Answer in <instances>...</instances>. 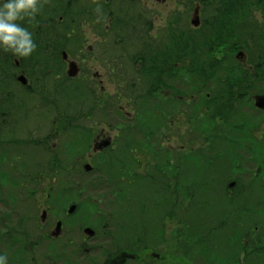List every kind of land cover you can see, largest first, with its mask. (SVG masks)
Listing matches in <instances>:
<instances>
[{"label": "trees", "instance_id": "16d2710c", "mask_svg": "<svg viewBox=\"0 0 264 264\" xmlns=\"http://www.w3.org/2000/svg\"><path fill=\"white\" fill-rule=\"evenodd\" d=\"M15 1L16 0H0V5L8 7L9 11H12L14 14L17 9H19L20 12L24 11L25 9L22 6L23 2L21 0H19V2ZM138 1L141 6L142 3H140V0ZM197 1L200 2L202 6H206L207 8L208 19L206 18V8H204L205 20L201 27L197 29H192L191 27L189 29L188 22L183 21V25L186 28L183 31H180L178 28L174 29L180 22H171L170 25L172 27H169L166 30L163 29L158 31L159 35H161L160 39H158L156 35H148L150 29L147 30V28L148 26H152L151 23L147 25L145 22L144 27L139 28V30L136 29L139 33L136 40L129 43L126 40V37H123L120 34L123 32V25L134 23L135 15L132 16V21L130 19L124 20L118 15L119 12L123 13V11L119 10L116 12L112 9L109 3L104 4L105 9L109 10L111 8L112 11L105 17L102 16V10H100L98 6L97 9H99V11H97V9L94 10L83 6L84 10L77 14H72L70 11H74L82 0H78L79 4L77 5L74 4V0H57V4L54 5V8H56L58 13L56 14L57 16L52 17V19L56 21H58V17L62 18L61 21L57 22V29L52 32L53 35H48L45 38L41 37L40 32L38 33L40 40L51 42L55 45L58 44L56 46L61 48L60 51L65 49L69 53L71 50L70 47L72 49L81 47L82 50L85 46H87V42L90 41L87 28H79V26L84 22H89L88 24L91 26V29L94 30L101 25V28L103 29L102 35L105 42L109 41V37H111L112 34H115L117 40H119V44H112L116 49L113 53L117 54V57L121 60L123 68L116 69L113 67V72L110 74V80L115 82V85H119L120 88L117 93V97H119L118 101L116 98H114L113 101L114 103L118 102L120 108H125V103L129 104L132 102L136 112H138V118L141 121H143L146 117L144 113H146L150 119H157L158 117H162L164 115V111L160 105L158 103H153V105H151L150 101L155 99L153 95L154 92H156V90L159 92L165 86L167 81L166 79L172 78L175 75V78L184 79L185 77H189L191 79L189 82H184L188 84L187 86H183L184 89L182 88L181 91L178 90L179 93L177 94L183 97L187 96V90L185 87L192 86L195 88L203 83L207 85L205 81H208L207 83H209V80L215 79V87L211 88L206 95H203L204 93H197L196 96H194L198 98V104L196 102V104L192 106L191 110L194 111V113L191 114V118L196 120L195 126L200 125L199 133L201 136H199V138L200 141L203 142V145L195 152L192 151V154L188 155L187 158H185L187 149H184L185 152H181L183 155L181 154L175 165V186L178 189V183H181L185 188L180 191H183L185 194L187 193L186 189L191 190V193L189 194L190 197H185L184 199L186 203L182 205V208H179L182 209L181 215L183 218L180 220L184 223V229L178 238L179 240H182L181 243L186 251V255H188L192 260H195L196 257H193L192 254L198 255L199 250L197 248L200 247L203 248V251L200 252V254L207 255L205 259L201 257L204 264H221L219 257L223 255L225 250V246L222 242L228 238L231 231L226 227L225 231L222 233L219 229L213 230L208 228L213 223L214 219L223 217L224 204L228 205L227 203H229V201H223L225 199L229 200L227 193H229V196L233 195L232 200L235 209L238 210L246 207L247 211L252 209V204L255 200L262 201L264 196L262 193L257 192V189L264 190V130L260 129L257 124L258 122L251 120V116L247 117L241 109L243 107H251L255 111V117H261L260 114H264L263 111L256 109L253 100L255 95L264 94V0H222L218 6L219 11H215L211 7L213 6V3L211 2L212 4L210 5V3L207 2L208 0ZM105 2L107 1L105 0ZM31 3L32 9L38 11L39 13L43 12V0H31ZM25 6L29 7L30 4L27 2ZM190 6L192 7L193 3L190 4ZM127 7H133V3L129 4ZM186 7L189 11L187 5ZM1 12L4 13L5 11L1 9L0 13ZM24 13L25 12L22 14ZM180 19L183 20L184 17L181 16ZM185 19L187 20L186 17ZM41 22L44 21H40L39 24ZM63 25L67 26L68 30L66 29V32L65 30H58L59 27H63ZM113 26L116 27L113 28ZM117 26L118 30H120L119 36H117V33L114 31ZM30 27L31 24H28V28ZM69 32L70 35H68ZM76 32L77 34L75 35ZM137 32L135 33L137 34ZM147 36L155 38L156 41L164 39L162 43H168L169 50L158 58L151 51L150 44L152 43L147 41ZM70 44L74 46H69ZM94 45H96L97 48V43ZM224 45H226L227 48L225 49V55L221 58V60L217 61L214 56L210 59H203L204 56L209 55L207 53H211L215 50L217 51ZM37 46L41 47L44 45L37 44ZM25 48H27V46ZM60 51L58 57L48 61H60ZM237 52H243L245 54V57L242 58L244 61L243 64H239L237 62H235L236 64H233L231 61H228V58L232 57ZM1 53L2 50H0V55ZM15 54H17L19 58V53L15 51ZM5 56L11 57L12 54L8 53V55ZM46 56L47 55L44 57ZM13 62L14 59L9 58V62L7 64L15 71L16 67L15 64H12ZM132 63L135 65L130 66ZM1 64L0 113H6L9 109L14 110V112H7V114L11 117L12 123L17 130H19V126L31 127L34 125L33 123L22 125L19 123V113L23 114L24 112V107L22 105L19 107V80L17 81L13 79L10 82H7L5 79L3 80L1 67H5L7 64ZM138 65L139 67H137ZM187 72L190 73L191 76H187ZM17 73H19V70ZM195 79L198 80V85H196L194 81ZM70 85L72 84H69L68 86ZM168 90L172 93L171 100L175 101L173 89L168 88ZM174 92H176L175 88ZM78 94L80 95L79 99L81 103L84 104L88 101V99L83 96L81 91H79ZM91 95H93V93L89 92L90 97ZM200 95L203 96L200 97ZM101 102H103V100H101ZM112 104V100L109 99V101L104 103V106L99 104V107H102V110H106L112 106ZM201 110L205 112L204 117L206 116V118L204 121H201V118H198ZM0 116L2 115L0 114ZM217 117H220L223 120V126L216 127L215 119ZM243 117H246L247 120L243 119V122H241L240 118ZM259 120L263 121L261 118H259ZM2 125L3 124L0 123V128ZM6 127L7 125L3 129H6ZM130 127L131 126L129 125L124 126L122 134L116 141L115 149H117V151L113 152L115 149L108 150L112 159L113 156L122 157L124 155V151L128 146L127 134L129 133L131 135ZM2 130H0V143H5V140H9L10 137L9 133L7 134V132ZM73 133H75V131L71 132V134ZM239 133H241L240 139L237 137ZM242 134H245L244 139ZM21 135L22 133L19 132V138ZM141 135L144 138L143 141L146 142L149 135L144 133ZM193 136H196L198 139V136L196 133L194 134V131L192 139H194ZM135 141L136 140L134 139V142ZM147 142L149 141L147 140ZM24 143L27 142L25 141ZM11 145L16 146L15 144ZM26 145L28 144H25V146ZM80 146L81 144L79 141H76L74 144H72L71 141L66 142L64 150L60 148L57 150L56 154L50 155V160H53L54 163L51 168H59L62 170L63 166V170L65 172H69V167L68 165L66 166V164L69 163H64L58 161L57 159L59 158V155L67 157L69 153L71 158L75 159L74 155L76 154L73 151ZM133 149H144L145 151H149L147 147L139 146L138 143H136V146L133 147ZM206 150L208 151V155ZM244 150H250L248 151L250 158L255 157L252 159L255 163V168H245L244 175L236 174L241 165L246 163L248 159L246 156L239 154ZM126 151H129V149H126ZM256 151L263 153L259 156L262 160V164L257 163L258 154L255 153ZM6 152L7 151H5V153ZM155 154L160 155L164 161L171 158V152L167 149L163 154H160V151L157 149L154 152H142L140 156L143 160H139V158L134 159L137 165L134 162L129 163L125 161L118 163V168L115 173L116 176L113 173L110 174L108 172V170L112 169H110V166L108 167V165H106V157L103 158L101 160L103 167L98 168V170H103V172L99 171L100 179L98 182L90 184L89 189H86V191L94 195H100L103 192L104 198L102 202L116 205L115 214L118 213L124 220H127L129 214L132 213L130 212V204L132 203L133 194L131 186L133 185L134 180H136L138 183L133 187H139L137 194L135 195L136 200L139 202L138 205L145 206V209L148 208L149 204L153 207L152 199L149 200L147 197V194L153 193L152 186L148 183L151 182L153 185L158 186V182H156L157 180L153 176L154 172L150 169L152 160H147L148 158H152V155L155 156ZM189 156H192L191 158L193 163H190L191 159L188 158ZM199 156L202 157L203 160L200 159ZM5 157L7 158V155ZM5 157L0 156V162H4ZM14 157L16 160V152L14 153ZM230 157L232 158L230 159ZM20 158L29 157H27L26 154H21ZM155 158L160 159L157 157ZM55 159L56 161H54ZM221 160H224L225 164ZM138 162H144L143 165L147 163L145 165V170L151 174L148 176L137 175L136 172L131 174L130 169L132 164L135 168L134 171H136L137 166L141 165V163ZM203 162H206L205 166L202 165ZM22 164L27 167L26 164ZM34 165L37 166L38 162ZM225 165L227 169L230 168L235 171V174L231 173L232 175L229 174L223 177H221V175L216 176L208 183L201 184V181L205 176L203 172L206 173L208 167L222 169ZM156 168L160 171V176L164 173V175L168 178L166 181L169 182L167 187H171L173 182L170 179L169 173H166V170H163L160 167ZM195 168L201 170V173L199 174V177L201 178L199 179L198 184L196 181L194 182L193 174H196L195 171L192 174ZM76 169H78V167ZM248 169H251V171H248ZM181 171L183 175L180 177L179 174ZM248 172L250 173L249 177H247ZM114 176L116 177L117 183L113 180ZM230 176H232V178L229 179ZM73 177H77L76 180H80V177L77 175ZM2 179L3 173L0 171V189H3L2 183L5 185ZM222 179H228V181L232 180L229 184L231 183L235 185L232 188H229V184L225 185V182L223 181L224 186L222 189L226 187L225 189L216 192L214 195H211V193L206 196L202 195L203 192H211L214 189V186H217ZM245 179H248V182L244 181L243 183V180ZM34 180V178H31L29 181L27 180L22 184L19 181V189L24 190L22 185L31 183ZM84 181L89 180L84 179ZM190 183L192 186L188 187ZM13 185H15L14 182ZM197 187L199 194L194 197L192 192H196ZM28 193L26 197L31 196V194ZM173 193L175 194V197H177L179 191L174 190ZM8 197L11 201H13L10 202V206L11 210L15 212L16 209L14 203L18 201V195L17 193L9 192ZM26 197L24 198L26 199ZM83 197L84 198L82 199H85L92 197V195H85ZM238 197L241 199H238ZM143 213L140 214V217ZM167 213L166 215H168ZM250 215L251 214L249 213L248 216ZM7 216L5 215V217L0 218V264H29L28 251L33 252V248L28 251L24 249L28 241L27 239L29 234L22 227H26L27 230L30 231V226L26 224V219L22 220L23 218L21 217L20 219L24 224L19 223V225H14L10 223L13 218L9 217V214H7ZM239 219L240 218H236L235 220ZM143 220L144 219L142 218L141 221ZM145 220L151 222V233H154L155 231L163 233V227L160 225L157 229V225L154 224L152 212L150 216L147 215ZM118 221L123 223L119 219ZM227 222L228 225L232 224L235 226L236 221L229 219ZM240 222L241 219L239 223ZM19 226L22 227L19 228ZM241 226L243 227V225ZM132 227L133 225L130 227L131 231ZM128 231L129 230L125 231V237H128ZM43 238L44 236H40L36 243H41ZM263 239L264 238H262V240H257V244L254 242L255 245L253 246V251L250 257L260 253L264 254V245L261 243ZM229 245L230 244H227L228 248ZM36 246L37 244L32 245V247ZM250 264H252L251 261Z\"/></svg>", "mask_w": 264, "mask_h": 264}, {"label": "rangeland", "instance_id": "374dc122", "mask_svg": "<svg viewBox=\"0 0 264 264\" xmlns=\"http://www.w3.org/2000/svg\"><path fill=\"white\" fill-rule=\"evenodd\" d=\"M23 2L22 6L25 9L24 11H19V9L16 10V13H12V11H9L8 7L0 5V10H4V14L0 16V24H1V32H0V48H5L4 59L5 63L9 62V58L12 59H19L18 55L15 54V51L18 52L26 61L30 60H40L38 56L41 54V58H45L43 60H51L55 57H58L59 51L61 50L60 47L56 46L58 44H53L51 42L42 41L39 39V33L41 37L45 38L48 35H53V31L57 29V22L56 20H53V16H57L58 13L56 8H54V5L57 4V0H43V12L39 13L38 11L32 9V3L31 0H21ZM74 4H79L78 0H74ZM82 0V2L78 5V7L75 8L74 11H70L72 14H77L84 10L83 6L89 7L91 9L96 10L97 6L100 8L101 14L103 17L108 16L110 12L115 10L118 12L119 10H122L123 13L119 12V16L126 20L130 19L133 20L132 16L135 15V21L133 24L123 25V29L120 34V30L117 28L114 30L117 33V36L122 35L123 37H126V40L130 42H134L136 40V37L139 35V33L136 31L139 30V28L144 27V23L146 22L147 25L151 23L152 27L147 28L149 30L148 35L157 36L158 39H160L159 32L162 27L165 29L166 26L171 24V22H180L179 25H176V28L178 30L183 31L186 27L183 25V21L188 22V28L190 29H197L196 25L193 23V20L196 16L199 18V25L198 27H201V25L204 23V8L206 6H202L200 2L197 0H167L166 5H161L159 3L153 2V1H147L140 0ZM222 0H208L207 2L210 3V5L213 3V6H211L215 11H219V4ZM15 2H19V0H16ZM29 3L30 6L26 7V3ZM212 2V3H211ZM109 3L112 7L109 10L105 9L104 4ZM133 3V7H127L129 4ZM193 3V6L191 7L190 4ZM189 8V11L187 10V7ZM11 6V5H10ZM107 6V5H106ZM147 6V7H146ZM148 6H153L159 8L161 11V14H153L151 15L152 19L149 18L150 15L147 14ZM199 7V9L197 8ZM14 7V6H13ZM142 7V9H141ZM17 8V7H16ZM147 8V9H146ZM178 8V10H177ZM145 9V10H143ZM99 11V9H97ZM177 11H182L184 19L181 20L179 15H177ZM25 12L24 14H22ZM7 15V17H6ZM60 15V14H59ZM187 18V20L185 19ZM206 18L207 17V8H206ZM81 20V19H78ZM40 21L41 22L39 24ZM85 21V20H82ZM89 22L82 23L79 28H87L89 32V39L90 42H87V46H93L97 43V39L95 36H97L100 40V43L105 48V52L101 50L94 49L92 57V53L88 52L89 55H91V58H88L90 60L88 67L90 68L91 72L95 74L96 77H93L94 79H90L88 81L73 84L70 86H66V84H59L55 83L53 80H50L48 83H37V79L33 80V85L36 84L37 88L39 90L36 94H30L26 91H23L20 98H19V107L22 105L24 107L23 114L19 113V123L22 124H30L33 123L34 125L39 124L37 120H43V124L48 126H54L59 124H66L68 121L72 125L78 124L79 126L88 127L92 125L93 121L101 120V125L106 130L109 129V127H113L114 129V138L118 134H122L124 130L125 125H129L131 135L127 134V147L126 149H129V151H124V155L122 157H116L113 156V159L111 158V154L109 152L105 155L106 157V165L108 167L110 166V169L108 172L110 174L116 173V170L118 168V163L120 162H129V163H136L134 160L135 158L143 159L140 154L142 152H154L156 149L160 151V154L165 153L166 149L170 148L169 141L176 142L177 138L181 139V132L180 130H177L178 127L182 126V130L184 132L183 134V145L187 148V153L185 158H187L188 155L192 154V151H196L200 146L203 145V142L200 141L199 136V128L200 125L195 126V119L191 118V114L194 113L192 111V106L194 104H198V98L194 97L197 93H204L203 95H206L211 88H214L216 85V82H214L215 79L205 81L207 85L204 83L202 85L196 86L195 88L185 87L187 90V96L183 97V100L180 102L175 103L173 100H171V95L166 99L165 91L169 89H173V95H177L179 93L178 90L174 92V88H178L179 86H187V83L191 79L189 77L177 78L175 79L176 75L172 78L166 79L165 86L158 92H154V100L150 101L151 105L153 103H158L160 107L164 111V115L162 117H158L157 119H150L146 113L145 118L143 121H141L138 118V112H136L135 107L133 106V103H125V110L123 112H119L118 109L120 108L118 105V102L114 103V98L118 101L119 97H117V93L120 90L119 85H115V82H112L109 78L108 74L105 78L99 77V73L106 74L109 71V74H112L113 70L112 68L115 67L116 69H122L123 66L121 64V60L119 57H117V54H114V46L112 44H119V40H117L116 35L112 34L111 37H109V41L104 42L102 44L101 42L104 41L103 37L98 34H103V29L101 28V25H99L96 30L91 29V26L88 24ZM28 24H31V27L28 28ZM42 29H41V27ZM116 26H113V28ZM195 27V28H194ZM66 25H63V27H59L58 30H65V32L68 30ZM137 32V34L135 33ZM77 32L75 33V35ZM70 35V32L69 34ZM13 38H18L17 42H12ZM79 38V37H77ZM76 38V39H77ZM164 39L162 40H155V38H151L147 36V41L151 46V51L154 53L155 56L158 58L161 57L162 54H165L167 50H169V44L168 43H162ZM20 41V42H19ZM144 42V41H142ZM38 45H44V46H37ZM19 45V47H18ZM105 45V46H104ZM27 46V48H25ZM69 46H74L70 44ZM226 45L220 47L219 50H215L209 54L208 56H204L203 59H210L213 56L216 57V60H221V58L225 55V49ZM70 53L71 57L74 55L82 56L83 52H81V47L72 49L70 47ZM15 50V51H11ZM100 52L99 55L103 57L104 65L98 64L96 62V53ZM12 54L11 57L5 56ZM47 55L46 57H44ZM64 55V54H63ZM25 61V63H27ZM228 61H231V63L236 64L235 62L239 64H243V60L241 57H238V52L235 53L232 57L228 58ZM4 63V64H5ZM55 63V62H54ZM130 64V63H129ZM3 65V64H1ZM135 65L132 63L130 66ZM139 67V65L137 66ZM134 68V67H131ZM55 69L58 70V65L55 66ZM36 77L39 76L38 72L36 70H32ZM70 71V67H69ZM99 72V73H98ZM17 74V69L15 68V71L7 64L3 68V80L5 79L7 82L15 80V76ZM100 74V76H101ZM187 76H191L190 73L187 72ZM85 78L86 75L84 76ZM179 77V76H178ZM196 85H198V80H194ZM200 81V80H199ZM184 89V88H183ZM81 91L83 96L88 99L86 103H81L79 99L78 92ZM89 92H92L93 95L91 97L89 96ZM158 92V93H157ZM157 93V94H156ZM156 94V95H155ZM136 95V94H135ZM203 95H200L203 96ZM137 96V95H136ZM179 96V94L177 95ZM177 96L175 98H177ZM185 98V99H184ZM112 100L113 104L109 108L111 113L105 110H102V107H99V104H102L104 106V103ZM103 100V102H101ZM137 102V101H136ZM98 103V104H97ZM245 104V103H244ZM243 104V105H244ZM107 108V109H109ZM71 109V110H69ZM243 113L246 114V116L250 117L251 120H255L258 122V126L260 129L264 130V114H260L261 117H255V111L249 107H243L241 108ZM174 111V112H172ZM8 113L14 112V110L9 109L7 111ZM4 113L2 116H0V123L3 124L0 130H2L6 125V129H3L2 131L9 133V140H5V143H0V156H6L4 162H0V171L3 173V179L2 181L5 183V185L2 183L3 189H0V218L7 216L9 214V217H12L13 220L12 224L19 225L24 224L22 220L26 219L25 215H30V217L35 216V219H31V223L27 224L30 226V231L27 230L26 227L24 230L29 234L28 241H34L37 242V237L43 236L37 233L36 227L38 226L41 221V211H38L39 206L43 209L48 208L49 206H58V207H68L72 204H80L81 206H85L86 210L87 207L95 206V205H107L115 207L116 205H111L109 203H103L104 193L102 192L100 195H94L86 191V189H89V185L92 183L98 182L99 178V171L98 168L103 167V163L98 162L94 164L95 167L94 172L88 174L85 176L84 172L80 173L77 170L75 171V174L80 177V180H76L73 178L74 169L78 166H81L79 164H66L69 167V172H65L63 170H60L59 168H51L54 164L49 163L48 161V154L45 150L39 149L37 151H41L42 154H38V156L35 154L36 150L32 147L25 146L26 143L20 141L19 138V130H17L13 123L12 119L8 114ZM19 112V111H18ZM84 112V113H81ZM118 112V114L116 113ZM182 112V113H181ZM83 114L86 119H80L81 115ZM110 114V115H109ZM163 114V113H161ZM205 112L200 111L198 118H201V121H204L206 116L204 117ZM161 116V115H160ZM167 117L166 123L168 126L162 127L164 119ZM259 118H261L263 121H260ZM79 119V120H76ZM243 119H246V117L240 118V121L243 122ZM250 119V118H249ZM66 120V121H65ZM138 120V121H137ZM96 122H94L95 124ZM99 123V122H98ZM139 123V124H138ZM261 123V126H260ZM138 124V125H137ZM223 120L220 117H217L215 119V125L217 126H223ZM170 125V127H169ZM33 126V125H32ZM250 127V126H249ZM15 128V129H14ZM54 128V127H53ZM98 127L95 124L94 129H98ZM223 128V127H222ZM221 128V129H222ZM55 129V128H54ZM75 131V133L70 134L68 131L65 135L64 141L72 142V144L76 143V141L81 137L80 133L76 128H72L71 132ZM196 133L198 136V139L196 136H193L194 139H192V134ZM148 134L149 137L147 140L149 142L143 141V136L141 134ZM40 135L47 134L46 131H42L39 133ZM241 133L237 135L240 139ZM243 139L245 137V134H242ZM126 138V137H124ZM134 139L136 140L134 142ZM166 139V140H165ZM186 141H188L186 143ZM136 143L139 144V146H144L149 149V151H145L144 149H133V147L136 146ZM11 144H15L16 146H12ZM81 144V143H80ZM205 144V143H204ZM51 144H48V147H44L45 149H49ZM89 148V147H88ZM84 146V144H81L79 148H77L75 151H73L76 155H74V158L81 156L84 157L90 151L91 149H88ZM137 148V147H136ZM212 148V147H208ZM5 151H7L5 153ZM117 151L115 149L113 152ZM185 152L182 148H176L174 147L173 150H171V158L167 161H164L162 157L158 154H155V156H151L152 158H148L147 161L152 160L151 170L154 172L153 176L158 182L157 185H153L151 182L148 184L152 186L153 193L147 194V197L152 199L153 201V207L151 204L148 205V208L145 209V206H139L138 200H136L135 195L137 194V191L139 187H133L138 182L134 180L132 188V203L130 206L136 205L137 208L136 214H141L145 212V210H150L152 212V219L154 220V224L157 225V229L161 225V221H165V234H163V238L165 239L164 243H153L151 244V247L147 249L145 252L149 254L151 251V255L153 256V253H157L162 257L163 262L157 263V264H192L193 260L186 255V251L184 250L183 244L181 243L182 240H178L179 235H181L182 230L184 229V223H182V205L186 203L185 197H190L189 194L191 193V190L186 189L187 193L185 194L183 190L185 187L178 183V189L175 186V165L178 161V158L183 155L181 152ZM250 151V150H248ZM247 150H244L243 152L239 153L241 155L246 156L248 159L246 163H243L241 167L238 169L239 171L236 172V174H243L244 175V169L245 168H255V163L252 161L255 157H249ZM16 152V160L14 157V153ZM140 152V153H139ZM206 153L208 155V151L206 150ZM258 154V162L262 164V160L259 156H261L262 152H255ZM21 154H26L29 158H20ZM180 154V155H178ZM133 155V156H132ZM229 156V153H228ZM134 157V158H133ZM160 158V159H156ZM192 156H189L188 158L191 159L190 163H193ZM200 157V156H199ZM31 158V159H30ZM212 158V157H211ZM232 157H230L231 159ZM200 159L203 160L202 157ZM229 159V160H230ZM205 160V159H204ZM222 162L225 161L221 160ZM26 164L27 167L23 166V164ZM38 162V165H34ZM207 162V161H206ZM206 162H203L202 165L205 166ZM141 163V165L137 166L136 171L134 168V165L132 164L130 173L136 172L137 175L141 176H148L151 174L150 172H147L145 170V165H143L144 162H138ZM14 165V166H12ZM137 165V163H136ZM99 166V167H98ZM259 166V165H258ZM256 166V167H258ZM30 167V168H28ZM35 167V168H33ZM160 167L163 170H166V173H169L170 179L173 182L171 187H167L169 182H166L168 178L164 175L160 176V171L156 168ZM105 168V167H104ZM138 171V172H137ZM195 171L196 174H193ZM248 171H251V169H248ZM164 172V171H163ZM201 173L200 169H194L192 174L194 176V182L196 181L198 184V181L201 177H199V174ZM231 173L235 174V171L232 169H227L226 165L222 167V169L217 168H211L208 167L206 173L203 172L204 179L201 181V184H206L210 180H213L214 177L220 176L223 177L225 175H232ZM6 174V176H5ZM183 175L182 171L180 173ZM250 173H247V177H249ZM85 176V177H84ZM116 176V175H115ZM114 176L113 180L115 183L116 177ZM136 177V176H133ZM258 177V175H257ZM34 178L35 180L31 183H27L22 185L24 190L19 189V181L22 183L26 182L29 179ZM44 178H47L44 180ZM232 178V176L229 177V179ZM84 179L89 181H84ZM225 185H228L230 181L222 179L220 180L219 184L217 186H214V189L211 192H203L202 195H214L216 192H219L225 188L222 189ZM228 181V182H227ZM248 182V179L243 180V183ZM13 182L15 185H13ZM227 182V183H226ZM192 184L190 183L188 187H191ZM228 187V186H227ZM44 188V190H43ZM29 190V193H28ZM175 191H179L177 197H175V194L173 193ZM31 191V192H30ZM9 192L17 193L18 195V201H16L15 204V212L11 210L10 202L11 199L8 197ZM258 193H262L264 195V190L257 189ZM31 194V196L26 197V195ZM50 198V201L47 203V196ZM194 194V197H196L199 194L198 187L196 189V192H192ZM92 195V197H88L85 199L83 196ZM201 196V195H200ZM227 196L229 197V200H223V201H229L227 203L228 205L224 204V215L223 217L214 219L213 223L209 226L208 229H219V231L222 233L225 231L226 228H228L231 232L229 233V236L225 241L222 242V244L225 246V250L223 252V255L219 257V261L221 264H250V261L252 264H264V254H256L250 257L253 246L257 244V240H262L264 238V196L262 201L255 200L252 204V209H249L247 211L246 207L241 209H235L232 196H229V193H227ZM26 197V199L24 198ZM96 199V200H95ZM238 199H241L238 197ZM170 209V210H169ZM82 211H86L85 209H79ZM169 210V211H168ZM208 210V209H207ZM89 212L87 216L94 215L95 216V210ZM131 212V211H130ZM168 212V213H167ZM166 213L168 215H166ZM251 214L248 216V214ZM85 214V213H84ZM170 214V215H169ZM179 214V215H177ZM130 216L131 213L128 216L127 220H124L120 214L116 213V219L121 220L123 223L121 225V228L119 231L125 232L128 229V226L130 224ZM8 217V216H7ZM23 218L22 220L20 219ZM245 217V218H244ZM83 217L77 216L78 221H81ZM236 218H240L241 222L239 223V220H235ZM142 219V216L139 217L137 222H140ZM231 219L235 222V226L232 224L228 225V220ZM52 220V219H51ZM228 225V226H227ZM243 225V227L241 226ZM34 226V227H33ZM257 226V227H255ZM40 227V226H39ZM37 227V229H39ZM143 227V225H141ZM226 227V228H225ZM113 237L115 239V242L118 243L121 241V237L117 232H114ZM264 241V239H263ZM261 241V243L264 245V242ZM219 242V241H218ZM254 242H256L254 244ZM47 243V240L45 239V242ZM227 244L229 245V248L227 247ZM199 254L195 255L192 254L193 257H196L197 264H204L202 261V258L205 259L207 255L200 254V252L203 251V248L198 247ZM29 250V249H28ZM50 251L48 248L41 245L38 248V251L35 253V256L38 260V263L40 264H47L46 258L50 255ZM32 253L29 255V264H33L31 258ZM145 257V254L142 255ZM202 257V258H201ZM234 257V258H233ZM152 259H150L151 261ZM165 262V263H164ZM137 264V263H135ZM196 264V263H193Z\"/></svg>", "mask_w": 264, "mask_h": 264}, {"label": "flooded vegetation", "instance_id": "af4514ba", "mask_svg": "<svg viewBox=\"0 0 264 264\" xmlns=\"http://www.w3.org/2000/svg\"><path fill=\"white\" fill-rule=\"evenodd\" d=\"M146 2V0H144ZM147 1H153L156 3H159L161 5H166L167 0H147ZM143 3V2H142ZM147 7V6H146ZM199 9V7L197 6ZM147 9V8H146ZM178 10V8H177ZM161 10L157 7L148 6L147 14L153 15L155 13L161 14ZM177 15L181 16L183 15L182 11L175 12ZM4 13H0V16H2ZM151 18L152 19V17ZM7 17V15H6ZM62 18L58 17V21H61ZM169 27H172L170 24L167 25L165 30ZM164 28L162 27L161 30ZM0 32H1V24H0ZM103 37L102 34H99ZM97 39V48L96 45L84 47V49L81 50L83 52L82 56L74 55L71 57V53H69L67 50L60 51V61H45L41 58V54L39 57L40 60H30L26 61L24 60L20 54L19 59H14L13 65L15 64V67L17 71L19 70V73L15 76V80L18 81L19 78V98L23 91H26L30 94H36L39 88H37V85H33V80L37 79V83H41L44 81V83H48L50 80H53L55 83L59 84H66L68 86L69 84H77L82 83L85 81H88L90 79H94L93 77H96L95 74H93L88 67V64L90 60L88 58H91V55H89L88 52L92 53V57L94 58L93 51L101 50L104 51V47L100 43V40L97 36H95ZM18 38H13L12 42H17ZM20 42V41H19ZM90 42V41H89ZM105 40L101 42L104 44ZM2 50V53L0 55V64L5 63V59L3 54H5V48H0ZM100 51V52H101ZM97 51L96 53V62L98 64H103V57L99 55ZM105 52V51H104ZM64 54V55H63ZM3 58V59H2ZM25 61L27 63H25ZM55 62V63H54ZM74 62L77 66L78 74L74 77H71L69 75V67L70 63ZM7 64V63H5ZM58 65V70L55 69V66ZM3 68L1 67V75H3ZM32 70H36L39 74L38 77H36L35 73ZM110 69L108 70V73L101 74L99 73V77L105 78L108 74V79L110 78L109 74ZM101 74V76H100ZM86 75L85 78L84 76ZM177 79V78H175ZM183 79V78H182ZM183 86H179L175 90H182ZM172 95L170 90L165 91V97L166 99ZM178 95V94H177ZM177 95H173L176 97ZM183 100V97L181 95L177 96L175 98V103L180 102ZM111 113L110 109H106L107 111ZM125 108H119V112H123ZM103 111V110H101ZM126 111V110H125ZM5 113V112H4ZM4 113H0L3 115ZM84 113V112H81ZM118 114V112H116ZM182 113V112H181ZM110 115V114H109ZM80 119H86V117L81 114ZM79 120V119H77ZM167 117L164 119L162 127L168 126L166 123ZM39 124L33 125L31 127L29 126H19V132L22 133L20 136V140L22 142H27V147H32L36 150L35 154L38 156V154H42L41 151H37L39 149H43L48 154V159L50 158L51 154H56L58 149L64 150L65 143L68 142L64 141L66 133L69 131L71 134V129L76 128L78 132L80 133L81 137L77 140L81 144H84L85 147H89L88 149H91L88 151L86 156L81 157L78 156L75 159L71 158L70 153L67 157H64L62 155H59L58 161L69 163V164H79L81 166H78V169H74L73 173H71L73 176H75V171L77 170L80 173L85 174L87 176L88 174L94 172L95 167L94 164L98 163L100 160L105 158V153L108 150H114L116 147V141L119 138L120 134H118L114 138V129L113 127H109L108 130L102 127L101 120L93 121L91 126L83 127L79 126L78 124L72 125L70 121H68L66 124H59L54 126H46L43 124V120H37ZM66 121V120H65ZM100 127L98 129H94L95 124ZM99 122V123H98ZM55 129H54V128ZM170 127V125H169ZM46 131L47 134L40 135L39 133L42 131ZM177 130H180L181 139L177 138L176 142L169 141L168 138L166 141L170 143V148L167 150L171 152L174 147L176 148H182L187 149L185 145H183V130L182 126L178 127ZM188 141H186L187 143ZM48 144H51L49 149H45L44 147H48ZM172 155V154H171ZM39 158V156H38ZM56 161V159L54 160ZM49 163H52L53 160H49ZM90 164L93 166V170L90 172L85 171V165ZM84 176V177H85ZM181 177L182 175L179 174ZM76 179L77 177H73ZM47 178H44V180ZM235 183V182H234ZM235 185V184H234ZM234 185L229 184V188H232ZM44 190V188H43ZM179 197V196H178ZM74 206V211L70 212L71 207ZM136 205L131 206L130 211V224L128 226V237L124 236L125 232L119 231L121 228L122 223L116 219L115 214V207L107 206V205H95L91 207L81 206L78 204H72L68 207H58V206H49L46 209H43L39 206L38 211H47L48 214L46 216L45 221L36 222L39 223L36 227L37 233L40 235H43L44 238L42 239L41 243H36L34 241H27L26 246L24 249L28 251V249L33 248V252L28 251V255L31 253L32 255V262L33 264H40L38 263V260L35 256V253L38 251V248L43 245L44 247L48 248L50 251V255L46 258L47 264H157L160 262H163L162 257L157 254L153 253V256L151 255V251L149 254H147L145 251L151 247V244L155 243H164L165 239L162 237L163 234H165V221H161V226L163 227V233L160 231H155L154 233H151V222L145 220L147 215L150 216L151 212L150 210H145V212L141 215L144 219L143 221L140 220V222H137V220L140 217V213L136 214L138 211L135 207ZM79 209H85L86 211H82ZM90 210L93 212L95 210V216L90 215L87 216ZM85 213V214H84ZM90 213V212H89ZM83 217L81 221H78L77 216ZM35 216L30 217V215H26V223H31V219H35ZM52 219V220H51ZM27 223V224H29ZM132 227V231L130 227ZM137 225V227H136ZM143 225V227H141ZM40 226V227H39ZM34 227V226H33ZM39 227V229H37ZM56 228L58 233L56 232ZM87 229H90V232L87 231ZM114 232H117L119 236L121 237V241L116 243L115 239L113 237ZM40 237V236H39ZM37 237V239L39 238ZM45 239L47 240V243L45 242ZM179 240V238H178ZM43 243V244H42ZM33 244H37L36 247H32ZM145 254V257L142 255ZM150 259H152L150 261ZM165 263V262H164ZM196 263V259L193 260L192 264ZM46 264V263H44Z\"/></svg>", "mask_w": 264, "mask_h": 264}, {"label": "water", "instance_id": "95a60500", "mask_svg": "<svg viewBox=\"0 0 264 264\" xmlns=\"http://www.w3.org/2000/svg\"><path fill=\"white\" fill-rule=\"evenodd\" d=\"M193 23H194L196 26L199 25V18H198V16H196V17L194 18ZM241 55H242V54L240 53V54L238 55V57H240ZM77 72H78V70H77L76 65H75L74 63H71V65H70L69 75H70L71 77H74V76H76ZM18 79H19V78H18ZM254 99H255V107H256L257 109H259V110L264 111V95H256V96L254 97ZM85 169H86V171H91V170H92V166H91V165H86V166H85ZM231 185H233V184H231ZM74 209H75V207L72 206L71 209H70V212L74 211ZM43 218H45V213H44V215H43ZM87 231L90 232V229H87Z\"/></svg>", "mask_w": 264, "mask_h": 264}]
</instances>
